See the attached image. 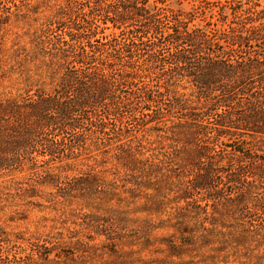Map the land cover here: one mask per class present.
I'll use <instances>...</instances> for the list:
<instances>
[{
	"label": "trees",
	"instance_id": "16d2710c",
	"mask_svg": "<svg viewBox=\"0 0 264 264\" xmlns=\"http://www.w3.org/2000/svg\"><path fill=\"white\" fill-rule=\"evenodd\" d=\"M4 1L0 179L37 174L38 186L58 188L85 151L102 155L110 131L118 142L133 125L193 147L183 159L190 181L181 200L206 206L228 198L238 210L254 189L264 191V0ZM5 32L14 35L9 46ZM121 152L126 169L142 167L141 152ZM98 177L66 188L92 192L103 185ZM253 209L263 212L264 201ZM262 228L232 242L257 240L259 250ZM10 243L0 230L2 263L59 262L45 253L47 241L18 253ZM239 264H264V254Z\"/></svg>",
	"mask_w": 264,
	"mask_h": 264
},
{
	"label": "rangeland",
	"instance_id": "374dc122",
	"mask_svg": "<svg viewBox=\"0 0 264 264\" xmlns=\"http://www.w3.org/2000/svg\"><path fill=\"white\" fill-rule=\"evenodd\" d=\"M35 1L39 0H28L26 5H35ZM4 6L8 8L0 0V22L6 17ZM5 34L2 39L9 46L14 35ZM5 59L0 52V71ZM124 129L130 136L118 142L112 131L108 133L102 155L85 151L84 158L62 175L58 188L38 186L41 176L37 174L0 179V230L10 239L12 253L29 252L32 244L44 240L50 243L45 253L56 254L58 264H67L64 257L71 253L76 255L74 264H222L223 259L239 264L248 256L264 254V246L255 250L257 240L247 247L232 242V235L262 231L264 211L257 213L253 208L264 201L263 190L254 189L248 203L238 210L226 202L228 198L215 205L187 203L181 198L189 186L190 166L182 165L193 147L165 138V145L160 144L164 132L154 137L141 127L125 125ZM89 133V128L82 133L86 144ZM122 150L134 155L141 152L143 165L138 171L125 168ZM94 174L103 184L96 190L66 188ZM216 181L222 187L223 178ZM258 184L264 187V180ZM32 191L36 196H31ZM18 238L21 242H16ZM206 240L213 246H205ZM224 240L233 246L223 245ZM221 248L224 251H216ZM178 252L179 258L172 256ZM0 258L6 260L1 254Z\"/></svg>",
	"mask_w": 264,
	"mask_h": 264
}]
</instances>
